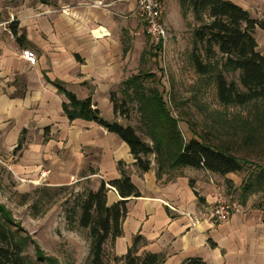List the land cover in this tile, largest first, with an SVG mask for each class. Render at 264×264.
<instances>
[{"label":"crops","instance_id":"crops-1","mask_svg":"<svg viewBox=\"0 0 264 264\" xmlns=\"http://www.w3.org/2000/svg\"><path fill=\"white\" fill-rule=\"evenodd\" d=\"M54 1L56 8L39 0H20L10 8L0 0L4 17L16 16L21 38L12 40L0 29V123L4 124L0 131L11 134L12 141L22 132L36 133L25 158L34 163L32 171L43 166L53 188L78 185L96 191L103 181L119 179L118 164L124 163L141 196L128 200L124 234L113 247L117 256H125L134 239L142 236L139 256L161 255L164 264H184L191 258L207 264H264V211L258 205L253 208L249 200L254 196L230 220L212 219L219 194L233 183L240 198L243 181L234 179L240 173L222 177L183 169L158 180L154 158L152 169L142 173L129 146L117 135L95 122L68 119L63 111L66 98L55 83L80 100L92 98L104 118L103 102L111 121L124 125L114 114L110 94L133 75L127 76L129 50L121 39L122 24L106 10L89 5L100 0ZM227 1L251 13L245 4L251 0ZM24 50L36 54V65L24 60ZM121 200L111 188L108 206Z\"/></svg>","mask_w":264,"mask_h":264},{"label":"rangeland","instance_id":"rangeland-1","mask_svg":"<svg viewBox=\"0 0 264 264\" xmlns=\"http://www.w3.org/2000/svg\"><path fill=\"white\" fill-rule=\"evenodd\" d=\"M162 1L165 6L163 21L170 37L158 57L154 56L151 40L139 16L138 0H100L89 5L106 10L114 21L122 24L121 39L129 50L130 71L127 76L139 73L155 75L146 81V86L157 87L164 94L173 116L180 121L179 127L186 141L194 137L193 129L211 144L229 147L233 154L248 162L247 169L234 176L240 183L254 166L264 167V100L245 106L223 105L218 96V74L222 73L228 82H235L239 90L245 92L239 83L240 73L224 72V61L218 48L210 58L203 46L198 53L203 64L208 66V73H198L193 48L194 32L200 24L195 21L193 13L183 17L179 0ZM15 2L20 3V0H6L5 6L11 8ZM245 4L250 8L253 19H264V0H251ZM48 6L57 7L54 0H49ZM256 39L258 50L264 55V31L257 29ZM144 50L152 52L142 62ZM116 92L121 97V87ZM101 109L105 120L111 121V112L103 102ZM122 121L124 125L136 127L143 139L151 144L140 127V117L134 107L131 108L130 120L122 118ZM2 128L4 124L0 123V130ZM10 135L0 131V203L10 211L23 235L30 239L26 255L33 264H47L44 260H54L56 264H90L89 231L78 225L71 226L67 219L76 199L86 194L89 188L78 185L53 188L48 174L42 171L43 166L39 171L35 168L32 171L34 163L25 158L30 155L27 150L34 147L29 148L28 144L29 140L36 141V133L22 132L14 142ZM234 188L233 183L228 191L225 189L224 195L230 201L241 203ZM250 201L256 209L260 203L264 205V194L254 196ZM36 246L42 251L43 259L38 256ZM113 247V241L109 240L105 245L104 264H123L115 259L123 256H117Z\"/></svg>","mask_w":264,"mask_h":264},{"label":"trees","instance_id":"trees-1","mask_svg":"<svg viewBox=\"0 0 264 264\" xmlns=\"http://www.w3.org/2000/svg\"><path fill=\"white\" fill-rule=\"evenodd\" d=\"M39 1L47 4L49 0ZM179 3L183 17L187 18L193 13L195 21L200 24L194 32L193 57L197 72L208 73V66L203 64L198 53L200 46H203L206 56L210 58L218 48L223 57L224 72L240 73L239 83L245 92H241L235 82H228L222 73L218 74L216 83L220 102L226 106H245L264 100V55L259 52L256 39L257 29L264 31V19H253L247 10L227 0H179ZM12 31L16 41L20 42L16 24L12 25ZM151 49L155 57L163 51L162 46L152 45ZM151 52L145 51L143 60ZM153 78L155 75L151 73L133 75L122 83L121 97L116 91L110 94L116 117L129 121L131 108L136 109L140 127L151 144L143 139L136 127L105 120L92 98L80 100L63 84L57 82L54 85L66 98L63 111L68 119L72 122L78 119L95 122L117 135L129 146L136 160L135 165L142 173L152 169L153 156L158 180L165 174L183 169L206 170L222 177L244 172L248 162L233 154L231 148L211 144L191 128L194 137L189 141L184 139L180 121L173 116L164 94L157 87L146 86V81ZM118 168L122 174L119 179L103 181L98 190H89L80 196L67 217L71 226L78 225L90 233V264H104L106 243L109 240L114 243L124 234L123 221L128 215V200L141 196L124 163L120 162ZM111 188L118 191L122 200L108 206L107 197ZM260 194H264V167L256 165L243 181L239 199L245 205L250 197ZM259 208L264 211L261 203ZM143 244V237L137 236L128 253L115 259L123 264H164L165 258L161 255L139 256ZM29 246L30 239L23 235L10 211L0 203V264H33L26 255ZM36 250L43 259L40 248L36 246ZM44 262L56 264L54 260ZM184 264L207 263L200 258H191Z\"/></svg>","mask_w":264,"mask_h":264},{"label":"built area","instance_id":"built-area-1","mask_svg":"<svg viewBox=\"0 0 264 264\" xmlns=\"http://www.w3.org/2000/svg\"><path fill=\"white\" fill-rule=\"evenodd\" d=\"M139 16L144 22L145 33L151 40L153 46H162L163 50L167 46L169 32L163 21L165 6L162 0H138ZM17 21L14 14H10L5 18L0 10V29L5 30L12 40H16V36L12 31V25ZM22 57L31 65H36L38 58L31 50H24ZM243 206L238 201H230L224 192H221L217 198V202L212 212V219L217 223H224L230 220L236 214L241 213Z\"/></svg>","mask_w":264,"mask_h":264}]
</instances>
